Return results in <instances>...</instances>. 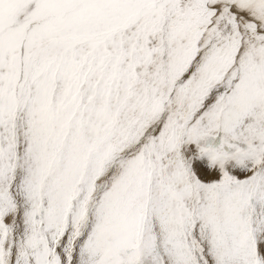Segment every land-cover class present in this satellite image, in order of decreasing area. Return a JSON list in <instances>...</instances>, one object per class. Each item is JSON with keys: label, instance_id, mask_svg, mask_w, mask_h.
Masks as SVG:
<instances>
[{"label": "snow or ice", "instance_id": "snow-or-ice-1", "mask_svg": "<svg viewBox=\"0 0 264 264\" xmlns=\"http://www.w3.org/2000/svg\"><path fill=\"white\" fill-rule=\"evenodd\" d=\"M0 264H264V0H0Z\"/></svg>", "mask_w": 264, "mask_h": 264}]
</instances>
